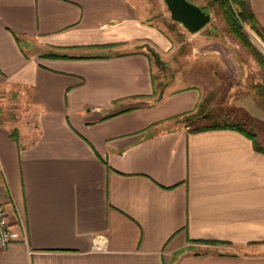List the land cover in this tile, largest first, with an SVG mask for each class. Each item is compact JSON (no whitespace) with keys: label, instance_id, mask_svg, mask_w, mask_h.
<instances>
[{"label":"crops","instance_id":"1","mask_svg":"<svg viewBox=\"0 0 264 264\" xmlns=\"http://www.w3.org/2000/svg\"><path fill=\"white\" fill-rule=\"evenodd\" d=\"M146 19L137 0H0V189L20 232L0 264H264V153L177 120L202 91L155 94L167 40Z\"/></svg>","mask_w":264,"mask_h":264},{"label":"rangeland","instance_id":"2","mask_svg":"<svg viewBox=\"0 0 264 264\" xmlns=\"http://www.w3.org/2000/svg\"><path fill=\"white\" fill-rule=\"evenodd\" d=\"M137 1L146 21L167 40L165 48H150L155 94L187 87L202 91L197 104L201 115L188 123L177 120L191 128L237 123L255 132L264 145V69L229 31L219 8L209 7L206 0H189L211 13L209 23L190 33L170 18L163 0ZM245 33L253 50L264 58V44L250 30Z\"/></svg>","mask_w":264,"mask_h":264},{"label":"trees","instance_id":"3","mask_svg":"<svg viewBox=\"0 0 264 264\" xmlns=\"http://www.w3.org/2000/svg\"><path fill=\"white\" fill-rule=\"evenodd\" d=\"M209 7H217L222 12V15L226 21L229 31L236 36L246 47H248L253 54L257 57L258 63L264 69V58L255 50L250 44L248 37L246 36L245 31L250 30L259 40L264 44V29L256 20L252 9L249 4V0H206ZM203 10L207 11L204 7H201ZM51 56L55 57H66L65 55L52 54ZM152 57V55H151ZM201 106H197V109L194 112H187L178 116L177 118H182L186 120H191L189 118L196 117L201 115ZM190 125V124H187ZM226 127L237 129L246 134L247 136L253 138L255 149L264 153V148L257 146L256 140L253 137V134L248 133L244 130L243 126L239 124H212L208 126L196 127L194 130H204L209 128H218Z\"/></svg>","mask_w":264,"mask_h":264},{"label":"water","instance_id":"4","mask_svg":"<svg viewBox=\"0 0 264 264\" xmlns=\"http://www.w3.org/2000/svg\"><path fill=\"white\" fill-rule=\"evenodd\" d=\"M170 18L180 23L188 32L195 33L209 23L211 13L189 0H163Z\"/></svg>","mask_w":264,"mask_h":264},{"label":"built area","instance_id":"5","mask_svg":"<svg viewBox=\"0 0 264 264\" xmlns=\"http://www.w3.org/2000/svg\"><path fill=\"white\" fill-rule=\"evenodd\" d=\"M19 238V230L13 228L7 220V210L4 202V195L0 189V250L5 249L9 244L18 240Z\"/></svg>","mask_w":264,"mask_h":264}]
</instances>
